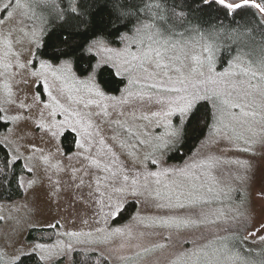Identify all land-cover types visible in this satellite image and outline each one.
<instances>
[{
    "label": "rangeland",
    "instance_id": "374dc122",
    "mask_svg": "<svg viewBox=\"0 0 264 264\" xmlns=\"http://www.w3.org/2000/svg\"><path fill=\"white\" fill-rule=\"evenodd\" d=\"M20 2L23 7L14 17L0 24V108L11 122L10 128L0 133V142L32 171L22 175V198L0 201V261L11 264L18 250L31 252L33 245L43 244L46 248L36 253L50 258L46 264L61 258L65 259L60 264H71L70 254L77 248L97 250L111 264H241L236 252L243 260L261 264L264 246L233 239L242 231L245 216H257L264 207V143L260 142L264 137V98L259 88H249V83L264 86L261 56L241 54L220 66L219 48L204 36L169 37L151 23H143L139 36L136 32L125 37L120 46L101 40L91 45L100 62L119 70L127 81L119 94H109L95 74L89 75L92 80L80 77L69 62L45 60L51 67L44 69L32 64L48 22L69 0ZM144 53L149 54L148 60ZM33 73H41L39 79L47 81V90L40 93ZM209 76L217 83L210 82ZM153 84L159 87L153 88ZM181 87L195 89L202 97L217 90L244 107L243 111L231 109L222 120L214 108L215 120L194 153L175 163L168 159L170 151L161 157L163 150L158 151L157 146L171 132L163 112L178 94L170 89ZM97 88L102 96L97 95ZM246 91L251 93L247 97L243 95ZM37 93L39 103L33 99ZM53 99L59 105L56 121L65 119L67 109L69 118L80 119L86 132L93 134L84 149L75 147L67 154L63 138L57 136L53 141L46 132L53 121L52 109L45 105ZM74 113L80 116L74 117ZM172 122L176 123L175 117ZM149 155L161 158L163 164L154 168L146 162L145 171L140 161ZM93 159L100 162L99 167ZM185 165L189 167L183 175L147 174ZM125 175L129 184L138 181L145 194L136 201L133 217L115 225L106 218L104 202L121 195L115 189L125 185ZM130 201L127 198L126 204ZM157 204L174 207L158 208ZM179 205L195 209V223L186 227L172 223V216L184 217ZM34 228H51L58 236L51 242L30 241L27 236ZM117 228L120 233L115 232Z\"/></svg>",
    "mask_w": 264,
    "mask_h": 264
},
{
    "label": "trees",
    "instance_id": "16d2710c",
    "mask_svg": "<svg viewBox=\"0 0 264 264\" xmlns=\"http://www.w3.org/2000/svg\"><path fill=\"white\" fill-rule=\"evenodd\" d=\"M116 7H120L125 14L119 21L114 14ZM73 8L76 9L75 12L72 11ZM253 12L254 10H242L234 18L226 19L214 7H203L200 0H69L63 8L54 12L48 22L41 43L44 46L37 48L36 58L51 63L67 61L77 75L87 77L95 74L101 87L107 93L116 95L124 89L127 81L123 76H117L110 64L100 62L98 54L91 50L94 42L101 40L120 46L123 39L134 35L141 24L151 23L169 37L190 39L204 36L219 48L221 66L241 54L249 58L261 56L264 49V22L257 18L258 14L253 15ZM196 109V116L183 136V147L179 152H169L170 162L181 163L190 157L215 120L211 100L199 101ZM0 112H3L1 108ZM10 126V121L6 127L0 125V133ZM71 140V136L62 139L67 154L75 148ZM0 144L7 147L4 143ZM8 151L11 153L9 148ZM3 155L4 152L0 149V156ZM20 160L22 163L14 165L15 175L9 172L10 179L0 183V201H15L25 194L22 181L20 187H17L16 176L21 180L23 174L30 172L23 159ZM126 205L127 211L119 219L113 220V224H124L133 217L138 208L136 201H130ZM56 236L57 231L54 229L34 228L27 239L51 242ZM97 253L101 252L77 248L70 254L71 264H95ZM38 257L40 256L36 253L35 257L26 259L24 264H37ZM104 257L106 264H111ZM64 259L61 258L54 264L63 263ZM0 264L5 263L0 261ZM41 264L46 263L42 261Z\"/></svg>",
    "mask_w": 264,
    "mask_h": 264
},
{
    "label": "snow or ice",
    "instance_id": "6c2138e0",
    "mask_svg": "<svg viewBox=\"0 0 264 264\" xmlns=\"http://www.w3.org/2000/svg\"><path fill=\"white\" fill-rule=\"evenodd\" d=\"M200 3L205 8H211L214 7L215 10L218 13H222L223 16L227 18H234L235 16L239 15L242 10H254L253 15L258 14V19L261 20V22H264V0H200ZM23 7L20 0H0V24L6 23L7 21L11 20L14 17L15 11ZM73 12L76 11L75 8L72 9ZM114 14L116 15L117 21L123 19L124 12L121 10L120 7H116ZM140 34V29H137V36ZM34 35V34H33ZM135 39V38H133ZM67 41H65L66 43ZM36 43L40 44V39H36ZM41 47H43V44H40ZM208 52L207 60L209 64V73L212 72V53L211 49H206ZM63 55H67V53H63ZM145 60L149 59V54L144 53ZM159 50H156V56L160 57ZM133 59H139V57L133 56ZM195 59L199 60L198 57ZM33 66L36 64L39 65L41 69L44 68H50L51 65L46 62L43 59H36L33 58L32 60ZM65 64H67V61H65ZM118 67V66H117ZM156 67L160 68L161 64L159 60L156 62ZM260 67L262 69L260 79L264 81V49H262L261 58H260ZM127 71V69H125ZM147 71V69H145ZM117 76L122 75L119 70L115 73ZM37 77V81H34V83H37V86L40 89V93L47 90L49 87L47 84V81H40L41 73H33ZM166 75V74H165ZM223 75V74H222ZM253 76H255V73H252ZM93 76H89V80H92ZM170 79V77H169ZM209 81L212 83H217L215 80H211V76H209ZM202 82H208V81H202ZM131 83V81H130ZM235 85H233L234 87ZM95 87V85H94ZM153 88L159 87L157 84L152 85ZM249 88L255 90L259 88V91L261 93V97L264 98V86H257L252 85L249 83ZM171 92L177 93L178 95L175 97V99H170L168 102L167 110L163 112L164 118L167 121V127L171 129V132L169 134V138L166 140H162V142L157 146V150H163L161 151V157L164 154V151H172L175 150L176 152H179L180 148L183 147V136L187 131L188 126L192 123V120L196 116V102L200 99H211L213 102L214 108H216L217 111V118L219 120H222L226 113H230V110L233 108H240L241 111H243L244 105L241 103H236L231 99H225L224 94L213 90L211 96H201L198 91L195 89L189 90L187 88L181 87V88H171ZM40 93H37L34 95L33 99L39 103V95ZM183 93V94H181ZM250 92H244L243 95L247 97L250 95ZM49 95L51 93L49 92ZM97 95L102 96L103 92L97 88ZM219 101V102H217ZM59 106L58 101H55L53 99V102L51 104L45 105V107L51 108L52 111L50 112V116L52 118V123L48 126L46 129V132L51 133V139L54 141V139L57 136H60L62 138H65L67 136H71L72 140L71 143L79 148L84 149L85 143H90L91 138L93 136L92 133L86 132L83 125L80 122V119L75 118H69L67 109L64 111L65 119L56 121V111L55 108ZM99 115V114H97ZM160 113H153V116H159ZM233 115V118H235V115ZM244 115H249L248 113H244ZM252 116H255L256 113L252 112ZM79 113H74V117H79ZM176 118V123L173 124L172 118ZM147 119V117H145ZM7 122H9V119L5 117L3 112H0V125H3L6 127ZM95 127L94 125H91ZM40 127H44L43 125H40ZM87 137V138H86ZM157 139H162L160 137H157ZM261 143H264V137H261ZM100 143H104L103 140L100 141ZM0 149L3 150L4 155L0 156V183H3L4 181H7L10 179L9 172H12L13 175H15V168L14 165L17 163H22V161L19 158V155L16 157H13L11 153H9L8 148L5 147L3 144H0ZM247 151V149H245ZM151 163V165L156 168L163 164V160L161 158H152L151 155L146 156L143 161H140L141 164L144 165L145 171H147V163ZM92 163L97 165L99 167V161L96 159L92 160ZM13 167H9V166ZM189 166L185 165L183 168H160L159 171H153L148 172V175L159 177L162 173H168L172 172L174 174H185L187 168ZM107 169V166H105ZM23 170V169H22ZM29 172H31V169H28ZM124 181L126 182L124 186L115 189L118 193L121 195L115 199V201L112 200V197H109L107 201L104 202L105 207L108 209L106 213L107 219L116 220L123 216V214L127 211V205L126 200L127 198H131L133 202L139 200L140 197H142L145 193L142 192L139 188L138 181L132 180L131 183H127L129 181V177L125 175L123 177ZM16 183L17 187H20L21 180L18 176H16ZM99 184V181H97ZM261 198L264 199V192L261 194ZM195 203V201H193ZM158 208L162 207H174L171 204L164 205V204H157ZM180 209L184 211V217H181L179 215H174L171 217L172 223L175 224L176 227H186L189 224L195 223V221L192 219L193 215H197L195 213V209L185 210L184 205H179ZM186 217V218H185ZM168 221H165L167 223ZM50 227H55V225H52ZM242 231L238 236H234L233 239H236L238 241L247 242L249 240L252 241L254 244H259L261 246H264V207H262L261 212L257 216H245L243 223L240 225ZM116 233H120L121 229L117 228L115 229ZM75 235V234H73ZM69 247H71L69 245ZM46 248V245L43 244H36L32 246L31 252H24L23 250H18L16 254L13 256L11 264H24L26 259H30L32 257H35L37 249L43 250ZM97 260L95 264H106L105 257L102 253H97ZM261 255H264V249H262ZM234 256L236 258H239L241 260V264H255L254 261L251 260H243L240 258V254L238 252L234 253ZM47 259H50L48 257L40 256L37 258V264H41L42 261H46ZM261 264H264V261L261 262Z\"/></svg>",
    "mask_w": 264,
    "mask_h": 264
}]
</instances>
